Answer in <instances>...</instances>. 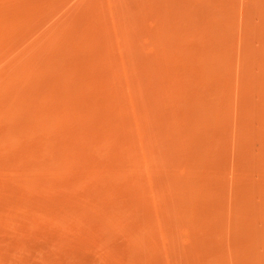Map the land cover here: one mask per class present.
<instances>
[{"label": "rangeland", "instance_id": "1", "mask_svg": "<svg viewBox=\"0 0 264 264\" xmlns=\"http://www.w3.org/2000/svg\"><path fill=\"white\" fill-rule=\"evenodd\" d=\"M0 264H264V0H0Z\"/></svg>", "mask_w": 264, "mask_h": 264}]
</instances>
